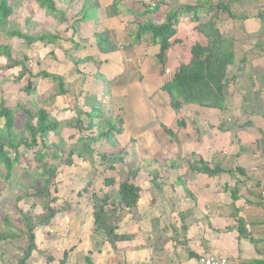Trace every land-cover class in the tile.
I'll return each mask as SVG.
<instances>
[{
    "label": "crops",
    "instance_id": "0c3cea01",
    "mask_svg": "<svg viewBox=\"0 0 264 264\" xmlns=\"http://www.w3.org/2000/svg\"><path fill=\"white\" fill-rule=\"evenodd\" d=\"M98 1L99 14L94 21L71 25L78 33L73 38L71 31L70 37L81 47L62 50L50 46L48 55L56 60L59 50L62 58L58 59L59 71L47 74L64 78L68 95L56 97L52 80L34 79L46 86L47 80L53 83L40 94L48 104L39 105L37 111L44 108L65 125L76 119L72 107L81 96L80 107L103 108L105 120L121 119L123 133L115 137L113 147H104L110 148L109 154L114 148L128 151L124 167L139 171L135 184L141 188V198L134 213L123 216L119 234L133 235V239L120 243L118 253L107 243L98 247L100 241L90 240L93 207L90 200L80 198L74 214L60 216L54 228L67 229L66 236L72 232L86 235L85 239L69 236L59 242L63 253L72 250L67 264H89L88 257L92 264H200V259L208 256H217L227 264H264V0L218 1L230 5L233 18L220 14L215 17L217 27L235 43L224 107L208 109L183 103L178 111L163 88L181 65L190 64L195 44L207 45L197 33V25L190 22L192 17L181 19L172 40L179 42L167 53L163 73L157 59L159 46L144 41L135 45L130 38L133 18L128 11L140 9V0H121L117 17L107 13L109 5ZM110 1L112 6L115 0ZM128 1L129 9L125 8ZM190 1L186 4H196ZM167 11L164 6L153 21L164 23ZM107 33L116 40L118 51L102 53L98 48L96 36ZM86 59L89 61L76 65ZM35 88L34 84L32 91ZM82 120L87 124L86 118ZM60 131L69 138L81 137L66 126L59 136ZM202 163L220 173L213 177L193 173L192 166L198 169ZM85 242L88 248L83 247Z\"/></svg>",
    "mask_w": 264,
    "mask_h": 264
},
{
    "label": "trees",
    "instance_id": "16d2710c",
    "mask_svg": "<svg viewBox=\"0 0 264 264\" xmlns=\"http://www.w3.org/2000/svg\"><path fill=\"white\" fill-rule=\"evenodd\" d=\"M62 1L67 3L69 10L74 9L77 5L76 0ZM81 1L82 3L79 5L78 12L72 17L73 22L86 23L91 21L95 15L97 18L100 8L99 1ZM218 1L195 0L196 4L194 6L186 4L176 8L169 4L168 0H140L137 2L140 9L135 12L128 11V14L132 13L133 16L132 23H130L132 26L130 38L134 40V44L136 45L144 41L148 46H159L160 53L157 59L163 73L166 66L167 53L175 42H179L172 40L178 34V26L182 18L191 16L190 22L197 25V33L207 40L205 47L199 44H195L192 47L190 64L181 65L172 80L163 88L170 95L172 107L177 111L183 106V103L208 109L221 110L224 107L228 87L227 70L235 61V43L217 27L215 17L220 14H227L233 18L230 5L224 2L219 3ZM121 2V0H115L112 7L117 10ZM23 3H33L39 10L53 15L60 21V26L63 30L74 32L73 38L78 33L74 25L71 26L73 22L70 25L65 12L58 9L55 0H0V29L3 30V28L9 25L14 13L13 6L21 7ZM164 6L168 7L164 23H155L152 17L156 13H159ZM205 11L207 13L203 15ZM211 14L215 15L207 19ZM8 36L24 40L29 46L37 42L54 45L56 42L64 40L58 31L52 35L41 34L35 38L24 36L18 31L8 32ZM101 36L104 35L102 34ZM70 41L75 50L81 47V44L75 43L72 38ZM107 43L108 40L106 38L97 42V46L101 52L108 53L115 51L114 49L104 50L103 45ZM116 49H118L117 46ZM0 56L5 57L8 63V67L5 68L6 70L13 68L22 70L20 76L15 78V82H21L28 75L29 79L24 89L26 93L29 94L33 90L32 80L42 77L50 79L55 83L57 87L56 97L68 95L65 89L64 78L49 75L45 72L39 73L37 76L31 74L26 65L28 58L25 57L23 62L17 61L14 59L9 46H0ZM88 61L89 59H86L85 61L76 63V65ZM80 98L81 96L78 99ZM82 98L84 97L82 96ZM78 99L74 101L72 107L73 112L76 113V119L65 125L53 119L50 112L44 108L39 109L33 114L27 108L18 106L17 111L23 114L21 127L17 126L16 111L9 107L5 100L2 99L0 102V121L3 122V127L0 128V172L1 168H3L5 171L4 179L10 181L16 166L20 162L19 151L21 148H24L28 153H33L39 171L38 175L40 176L31 187L30 192L25 196H21L15 203L21 227H15V232L0 233V242L25 239L26 247L21 249V253L12 259L11 264H28L35 252L46 256L47 264L55 262L51 255H47L42 250L38 252L37 233L38 231H46L49 234L48 229L55 228L58 217L69 212L70 209L69 206L63 209L56 208V203L59 200L56 197L52 198L51 195V187L60 166L55 161L62 157H65L63 163L67 167L75 166L74 158L76 157L83 162H88L91 168L97 171L101 169L97 172L98 176L96 177L98 180L96 182L89 181L77 194L79 199L87 198L90 200L93 207L90 240L94 243L97 241L103 244L107 243L114 253H118V245L120 243L130 242L133 239V235L119 234V232L123 216L134 213L140 202L141 188L135 184L139 171L124 167L128 154L127 150L114 148L110 154H103L100 151V149L104 148V145L110 144L113 138L123 133L120 126L121 119L115 120L116 122L113 118L105 120L103 108L86 110L78 105V102L80 103L81 101ZM82 118L88 120L87 124H85ZM64 126L79 132L81 137L77 141L78 145L76 144L74 147L67 148L64 140L59 139L58 132ZM166 131L171 134L169 130L166 129ZM11 153L14 157L11 156ZM111 158L115 161L107 170L105 163ZM96 161L99 162L97 168H95ZM200 165L201 168L198 169L192 166V172L205 173L211 177L220 173V170L217 169L211 171L203 163ZM110 172L112 175L109 176ZM38 183H41L42 187L38 188ZM95 184L99 187L96 188ZM99 193L103 194V196H99ZM30 199H38L41 202L42 214H34L33 210L24 212L19 208L20 202ZM10 219L7 216L4 221L10 225ZM49 231L51 232V230ZM70 252L65 251L58 263L67 264ZM90 254L92 255V252ZM86 261L92 264L89 257Z\"/></svg>",
    "mask_w": 264,
    "mask_h": 264
},
{
    "label": "rangeland",
    "instance_id": "374dc122",
    "mask_svg": "<svg viewBox=\"0 0 264 264\" xmlns=\"http://www.w3.org/2000/svg\"><path fill=\"white\" fill-rule=\"evenodd\" d=\"M57 3V7L59 10L65 12L66 16H68L69 23L71 25V22H73L72 17L75 16L76 12H78L80 8V4L82 3L81 0H76V6L75 10H69L67 8V3L62 0H55ZM68 1V0H66ZM103 3L105 2L107 5L110 6L107 10V13L109 15H112L113 17H117L119 15L118 13L121 12L120 5L117 10H115L111 6L110 0H102ZM134 2V0H131ZM148 1V0H146ZM130 1L126 2L125 8L129 9L131 5L129 4ZM168 2L174 3L177 7H179L181 4L191 3L190 0H168ZM134 4V3H133ZM105 5V4H103ZM129 6V7H128ZM13 17L10 20L9 25H7L6 28L0 29V46L1 45H8L12 51V54L14 56V59L17 61H24V58H28V61H26V65L31 72V74H37L39 71H45L46 73L52 72L56 73L59 71L60 66L57 67L60 62H58L60 58H62V53L57 50L55 56L57 57L56 60L51 57V55H48V52L51 51L50 46H54L56 49H62L63 48H70L74 49L73 47H68V45L72 46V42L70 41L71 33L66 32L63 30V28L60 26V21L55 18L51 14H47L42 10H39L38 7L33 3H23L21 7L13 6ZM103 13V10L100 11ZM122 12H124L122 10ZM99 12L97 13V15ZM104 14V13H103ZM129 16H132V13L128 14ZM96 18V15L92 18L91 21H94ZM116 23V21H114ZM74 25L76 22H73ZM72 23V24H73ZM68 26V25H67ZM78 26H80L78 24ZM81 27V26H80ZM12 31H18L21 32L24 36L35 38L38 37L41 34H55V32H60V36L64 39L63 41H58L54 45H46L43 43H35L33 46H29L24 40L17 39V38H10L8 36V32ZM70 33V34H69ZM104 36H101L99 34V37L96 38L97 42L101 39L106 38L108 40V43L103 45L104 50L107 49H114L118 51L119 49H116V40L111 36L110 34L107 35L103 34ZM136 45V44H135ZM49 46V47H47ZM115 46V47H114ZM61 47V48H60ZM114 47V48H113ZM129 49V48H128ZM69 51V50H68ZM72 55L74 53H71ZM70 54V55H71ZM71 55V58L73 57ZM84 64V63H83ZM61 65V64H60ZM8 67V63L5 59V57L0 56V102L1 100H5L7 105L14 109L16 111V117H17V126L21 127V122L23 118V114L19 111H17L18 106H22L24 108H27L29 111H31L33 114L37 112V109L39 105L42 106V104L45 105L48 104L49 100H46L44 102V98L40 96L42 92H47V87H49L52 82L47 80V86L40 82L39 79L34 80L36 88L35 91H31L29 94L25 92V88L27 86L28 82V75L23 79L21 82L17 83L15 82V78L20 76L22 70L19 68H13L10 70H6L5 68ZM88 72V71H87ZM43 73V72H42ZM36 75V76H37ZM39 81V82H38ZM53 84V83H52ZM56 91V90H55ZM55 93V92H54ZM39 95V96H38ZM106 95V92L104 93V96ZM103 96V97H104ZM47 99V97H46ZM3 127V122L0 121V128ZM68 133L61 132L59 138H65L67 140V148L74 147L77 144V139L72 137L69 138ZM116 142V138H113L110 145H112ZM78 145V144H77ZM108 150L104 147L103 149H100V151L105 154L110 152V148L107 147ZM11 156L14 157V155L11 153ZM19 164L16 166L13 177L10 181H6L4 179L5 171L3 168H1L0 172V233H11L15 232L14 228H20L21 224L18 220L19 214L16 212V202L21 196H25L30 192L31 187L36 183V180L40 178L38 175L39 171L37 168V163L34 160V156L32 152H27L24 148H21L19 151ZM65 157L57 159L55 163H59L60 166L56 172V179L54 180V183L51 187V195L52 198L56 197L59 201L56 203V208H65L67 206L69 209V212L63 214L67 217H70L74 214V212L77 210L75 206H77L79 202V197H77L78 192H80L86 184L92 180V178H95L97 176V172L101 169L94 170L91 168L89 163L83 162L79 160L78 158H74V165L72 167H67L64 165ZM114 163V160H107L106 161V169H109V166H111ZM98 166V165H97ZM105 167V166H104ZM91 168V169H90ZM88 171V172H87ZM41 180V179H39ZM37 187H42L41 183L37 184ZM56 190V192H55ZM26 200V199H25ZM89 204L90 201H89ZM19 208L22 209L24 212H29L33 210L34 214H42V206L41 202L38 199H30L27 201H22L19 204ZM33 208V209H32ZM9 216L10 219V225L7 224L4 219ZM59 221V217L57 219ZM68 219H61L59 226L63 224V222H66ZM69 224V223H67ZM85 223H83V226ZM65 226V225H64ZM85 229L86 232V225L82 227ZM53 230L50 232L49 230ZM48 229L49 234L46 233V231H38L37 235V246H38V252L41 250L45 252L47 255H51L54 260L55 264H58V259L62 258V248L64 247L59 242L64 239L68 238L66 236V230L67 229ZM70 236L72 239L80 238L85 239L86 235H77V233L72 232ZM77 235V236H76ZM71 239V240H72ZM77 239V240H78ZM85 241V240H84ZM62 242V241H61ZM104 244L101 242L99 243L98 247H103ZM26 247V242L24 240H16V241H5L0 242V264H11L12 259L21 253V249ZM85 248H88L86 242L83 246ZM46 256L39 255L37 252L34 253L31 260L28 262V264H47L46 262ZM106 260V259H105Z\"/></svg>",
    "mask_w": 264,
    "mask_h": 264
},
{
    "label": "built area",
    "instance_id": "2783aa9c",
    "mask_svg": "<svg viewBox=\"0 0 264 264\" xmlns=\"http://www.w3.org/2000/svg\"><path fill=\"white\" fill-rule=\"evenodd\" d=\"M200 264H227V262L217 256H208L202 258Z\"/></svg>",
    "mask_w": 264,
    "mask_h": 264
}]
</instances>
